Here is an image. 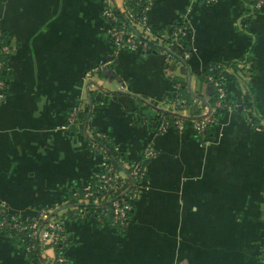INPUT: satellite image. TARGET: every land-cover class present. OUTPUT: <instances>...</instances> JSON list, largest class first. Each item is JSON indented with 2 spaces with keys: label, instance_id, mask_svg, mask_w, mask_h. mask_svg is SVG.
<instances>
[{
  "label": "crops",
  "instance_id": "0c3cea01",
  "mask_svg": "<svg viewBox=\"0 0 264 264\" xmlns=\"http://www.w3.org/2000/svg\"><path fill=\"white\" fill-rule=\"evenodd\" d=\"M126 0H0L10 34L8 91L0 100V203L22 218L56 213L64 251L35 231L36 252L0 230V264H264V4L253 0H150L151 51L115 49L102 7ZM186 29V54L170 41ZM222 64L234 103L214 114L203 77ZM88 73V74H87ZM216 98V97H215ZM71 107L85 113L66 126ZM213 117L201 140L191 125L156 127L164 116ZM109 134L123 165L147 142L156 154L132 219L115 229L69 215L74 193L106 172L89 137Z\"/></svg>",
  "mask_w": 264,
  "mask_h": 264
},
{
  "label": "built area",
  "instance_id": "2783aa9c",
  "mask_svg": "<svg viewBox=\"0 0 264 264\" xmlns=\"http://www.w3.org/2000/svg\"><path fill=\"white\" fill-rule=\"evenodd\" d=\"M149 2L150 0H126L120 8H117L119 12L114 11L113 7L109 4H105L102 7V16L107 21L106 32L115 49H137L144 53L149 45L148 41L152 39L148 36L149 26L146 14ZM263 4L264 0H257L255 2L257 7ZM116 21L119 22L116 23ZM185 34L186 29L184 25L174 26L170 32L171 44L173 46L179 45V37ZM1 49L9 54L12 52V46L10 44L2 45ZM207 79L213 85L217 86L218 99L216 100L215 105H220L221 99L226 95L224 87L226 79L220 74L217 78L212 74H208ZM3 84L4 81H0V85ZM4 96V92L0 91V100L3 99ZM77 116V107H71L67 115L66 126L75 123L77 121ZM212 118L213 117L207 111L200 118L193 119L191 124L193 132L195 134H203L207 124L212 121ZM170 125H173L178 130H181L185 126L182 119L176 118L171 123L166 120L160 121L156 129L159 132H162ZM97 134H100L101 136L105 135L104 132H97ZM89 145L91 148L96 149L97 144L95 142H89ZM142 154L145 158L152 157L156 154V149L152 141L147 142ZM103 159L106 172L96 180L97 183L94 187L90 188V185L86 186L87 190L84 193V197L86 201H88L89 196L93 195L94 192H97L98 195L95 203L98 207L103 209L109 208L111 210L112 224H124L129 219V216L127 215L128 210L133 207L134 201L139 195L140 185L144 180L146 173L145 166L137 160L131 165H125V167L129 169V171H126L123 169H117L113 162H111L108 156L104 153ZM106 203H108V207ZM87 212L88 211L85 207L78 209L80 215H85ZM42 218H45V216L43 215ZM5 222L6 218L2 217L0 219V226H3ZM9 222L12 226L16 227L18 221L16 220L15 215L11 216ZM37 223V221H34L31 224H22L19 227H37ZM37 228L40 230L41 237L50 240L53 244L57 241L66 239V234L61 231L62 226L53 217L47 218L43 223V226L42 224H39ZM56 260L59 261L60 264H72L65 255L56 254L51 259V262Z\"/></svg>",
  "mask_w": 264,
  "mask_h": 264
},
{
  "label": "trees",
  "instance_id": "16d2710c",
  "mask_svg": "<svg viewBox=\"0 0 264 264\" xmlns=\"http://www.w3.org/2000/svg\"><path fill=\"white\" fill-rule=\"evenodd\" d=\"M256 1L257 0H253L251 2V5H250L251 9L263 7V5L257 7L255 5ZM113 9H114V11L119 12V10L117 8L113 7ZM117 22H119V21H116V23ZM178 25H183V24H180L178 22H171L169 25V29H170L169 31L171 32V29L174 26H178ZM185 36L186 35L179 37V45H176V48H178L182 52V54L183 53L185 54L187 52L185 50L186 45H187L186 40H185ZM156 41L157 40H155L153 38L150 39L148 41L149 45L145 49L144 53L151 51L153 49V47L155 46ZM4 44H10L11 45L10 34L7 33L6 31L0 29V61H1V64H0V81H4V84L0 85V91L4 92V94H5L8 91V83H7L6 79L10 75V69L8 67V61H7L9 58V53H7L1 49L2 45H4ZM202 72H203V74H202L203 77L210 84H212V83L207 79L208 74H212L215 78H217L220 74V75L224 76L226 80L230 79V77H231L230 74L227 73L226 70L224 69V66L222 64H219L216 62H212L207 67V69H204ZM212 86H213V97H212V99L217 100L218 99L217 86H215L213 84H212ZM224 87H225L226 95L221 99L220 105L214 104L215 107H214L213 111H214V114H216L217 116L220 115L228 105L234 103V99L231 98L230 94L228 93V90H227L225 83H224ZM200 117H188L187 118V117H183V116H176V117L164 116L160 119V121L166 120V121L171 123L174 119L180 118V119H182L184 124L191 125L193 119H198ZM78 120H80V122H81L80 127H82V130H84L83 124H88V121L86 120L85 113H81L80 111H78L77 121ZM158 123H157V125H158ZM97 132L100 133L101 131H97ZM102 132H104V131H102ZM211 132H212V125L210 122L207 124V127L204 130L203 134H195L194 132L193 133L195 136H198L201 140H204L206 136L211 134ZM104 134H105L104 136H101L100 134L99 135L96 134L95 137H89L88 136L87 138H88L90 143L95 142L97 144L96 150H99L100 152L107 155L109 160L111 162H113V164L115 165V167L117 169H123V170L129 171V169L123 165L122 151L115 148V146L111 142V138H110L109 134H107V132H104ZM146 159H148V158H145L144 155L141 154V157L138 159V161L145 166ZM131 164H129V165H131ZM96 183H97V181H93L90 184V186H91L90 188L94 187V185ZM86 190H87V188L85 187L82 190H80V191H78L72 195L70 202L72 204H74V207H73L72 211H70V213H68L70 216L71 215H75L78 217L84 216V215H80V213H78V209L81 207H85V209L88 211L85 215H91L94 217H98L99 222H103L104 220H107L108 224L110 226H113L115 229H123L126 227L127 223L132 219L133 207L128 210L127 215L129 216V219L124 224H119V223L112 224V222H111V220H112L111 219V210L109 208L103 209L101 207H98V205H96L95 200L97 199V195H98L97 192H94L93 195L89 196L88 201H86V199L84 197V193ZM106 205L108 207V203H106ZM52 214L53 215H49V216L44 215L45 218H42L43 215L38 216V217H32V218H22L19 215H17L16 213H14L13 211H10L5 205L0 203V219L2 217L6 218L5 224L3 226H0V230L1 231H9L11 233L17 234L18 236L24 238L26 240V242L29 244V246H31L36 252H38V249H37L38 246H37V242H36V238H35V231H36V228L38 227V225L42 224V226H43V223L47 220V218L53 217L62 226L61 219L56 218L55 212ZM12 215H15L16 220L18 221L16 227L12 226V224L9 222L11 220ZM34 221L38 222L37 227H26V228H20L19 227L22 224H31ZM61 231L65 234L63 226H62ZM67 243L68 242H67V237H66V239L57 241L54 245L60 251H64L66 249ZM58 254L64 255L61 252ZM40 264H43V263L41 262ZM51 264H60V262L56 260V261L51 262Z\"/></svg>",
  "mask_w": 264,
  "mask_h": 264
}]
</instances>
